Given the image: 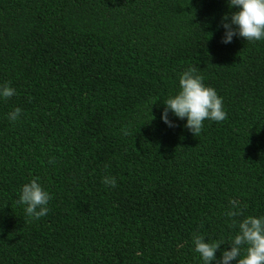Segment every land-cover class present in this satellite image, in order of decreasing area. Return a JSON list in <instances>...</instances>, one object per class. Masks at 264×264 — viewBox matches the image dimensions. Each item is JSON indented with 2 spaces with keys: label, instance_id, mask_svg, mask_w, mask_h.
<instances>
[{
  "label": "trees",
  "instance_id": "1",
  "mask_svg": "<svg viewBox=\"0 0 264 264\" xmlns=\"http://www.w3.org/2000/svg\"><path fill=\"white\" fill-rule=\"evenodd\" d=\"M233 10L0 0V85L16 90L0 99V264H203L194 235L229 248L240 220L264 215V40L222 43ZM189 67L227 113L198 136L160 118ZM33 178L51 194L39 219L18 203Z\"/></svg>",
  "mask_w": 264,
  "mask_h": 264
},
{
  "label": "clouds",
  "instance_id": "2",
  "mask_svg": "<svg viewBox=\"0 0 264 264\" xmlns=\"http://www.w3.org/2000/svg\"><path fill=\"white\" fill-rule=\"evenodd\" d=\"M229 13L221 18L224 29L221 42L229 44L234 38H244L247 42L264 40V0H227ZM179 89L175 94L163 99L161 120L168 127H175V121L169 113L179 120H184V127L198 136L202 131L205 120L220 122L227 116L223 107V97L218 95L215 88L204 83V77L195 67H189L179 75ZM16 94L15 88L7 83L0 85V99H8ZM22 109L15 107L7 118L16 121ZM127 135V129L123 130ZM102 182L115 186V177L104 176ZM51 194L38 178L24 183L19 190L18 203L24 205L25 216L39 219L45 216ZM231 207L226 212L229 217L240 215L239 201L230 200ZM192 243L194 251L199 254L203 264H264V215H248L238 222L237 231L231 237L229 248L221 249L222 241L194 235ZM220 256L217 257V250Z\"/></svg>",
  "mask_w": 264,
  "mask_h": 264
}]
</instances>
